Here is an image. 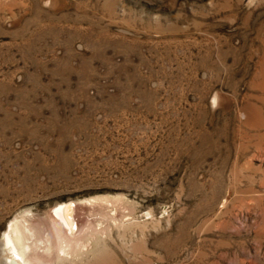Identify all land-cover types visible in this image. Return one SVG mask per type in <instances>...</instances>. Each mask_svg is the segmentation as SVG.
<instances>
[{"label": "rangeland", "instance_id": "obj_1", "mask_svg": "<svg viewBox=\"0 0 264 264\" xmlns=\"http://www.w3.org/2000/svg\"><path fill=\"white\" fill-rule=\"evenodd\" d=\"M69 200L57 264H264V0H0V261Z\"/></svg>", "mask_w": 264, "mask_h": 264}, {"label": "bare ground", "instance_id": "obj_2", "mask_svg": "<svg viewBox=\"0 0 264 264\" xmlns=\"http://www.w3.org/2000/svg\"><path fill=\"white\" fill-rule=\"evenodd\" d=\"M98 204L97 201L77 203L69 200L56 203L45 216L31 210L15 215L2 240L0 263L57 264L72 259L75 251L87 246L81 242L80 224L86 219V211H93Z\"/></svg>", "mask_w": 264, "mask_h": 264}]
</instances>
